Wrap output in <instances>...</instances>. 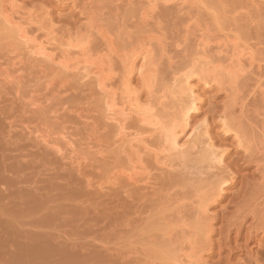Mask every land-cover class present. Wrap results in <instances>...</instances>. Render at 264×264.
<instances>
[{
    "label": "rangeland",
    "instance_id": "1",
    "mask_svg": "<svg viewBox=\"0 0 264 264\" xmlns=\"http://www.w3.org/2000/svg\"><path fill=\"white\" fill-rule=\"evenodd\" d=\"M73 1L19 0L25 17L28 11L36 15L26 26L27 42L0 21V264H181L183 250L194 253L201 243L194 227L203 219L197 213L199 198L220 169L215 161L201 159L203 136L193 133L186 153L164 151L158 131L133 115L129 132L150 136L152 145L135 154L139 148L131 149L129 142L136 136L117 139L120 132L107 116L105 93L94 74L83 77L84 62L66 70L31 52L33 44L50 39L47 48L60 59L80 57L75 49L67 51L66 34L73 28L85 34L88 8L104 23L105 35L116 40L120 54L135 37L164 40L166 51L157 48L160 65L149 101L167 130L179 120L184 98L175 80L191 70V61L203 59L202 33L210 35L207 60L215 65L219 60L217 76L231 66L233 51L252 46L258 58L244 59V75L231 79L226 74L223 86L198 82L201 104L192 123L198 127L208 121L210 135L225 149V164L236 175L211 208L216 230L210 254L203 251L208 264H264V0H157L154 8L150 0ZM146 13L149 26L143 22ZM49 23L54 37L48 34ZM104 38L94 32L85 39L93 55L108 47ZM113 59L117 72L109 89L120 91V98L123 67L117 55ZM223 113L240 122L237 128L249 148L221 130ZM131 166L145 171L134 182L128 177ZM191 242L199 245L192 249ZM170 250L172 257L166 253Z\"/></svg>",
    "mask_w": 264,
    "mask_h": 264
},
{
    "label": "bare ground",
    "instance_id": "2",
    "mask_svg": "<svg viewBox=\"0 0 264 264\" xmlns=\"http://www.w3.org/2000/svg\"><path fill=\"white\" fill-rule=\"evenodd\" d=\"M76 1L74 0L73 3ZM86 1H88V0H86ZM150 1H155V3L153 5H151V8L153 6L155 7L157 4V2H156L157 0H150ZM75 4H77V3H75ZM83 5H85V4H83ZM22 9L23 8L20 5L19 0H0V18L2 19V20L0 19V21H3L2 24L5 23L7 26H9V29L12 30V33H16L15 35H18V37L21 40H24L27 42V41H30V39L28 37L29 31H28V28L26 26L29 24L31 25L34 22L36 15H33L34 14L33 12L28 11V12H24L25 15L27 14L25 17L21 11ZM88 10L91 11L89 8H88ZM151 10H154V9H151ZM89 11L86 12V15L87 14L88 15H87V20L85 21L86 23L84 26V29L86 30L85 34L82 33V32H84V30H81L80 27H79L80 28L79 30H73L74 28L70 29L69 33L66 34L68 36V38H67L68 42L67 43L70 46L69 48H67V51L70 52L71 50L75 49L77 52H79L80 57L75 58V59H71L68 57V55H66L67 58L64 57L63 59H60L61 56H59L56 53L53 54L52 49H51V51L48 50V49H50V48H47L48 42L50 44L52 43L50 41V39L47 40L48 41V42H46L47 44L44 42L33 44L32 47H34L35 49H33L31 52L34 53L38 57L42 56L40 58H42L44 60L46 58L50 62L56 63L62 69H66V70L67 69L68 70L69 69H76L77 68L76 65L80 64L81 61L84 62L86 64V67L88 68V70L84 71L83 77L86 78L85 76L88 77L89 74H91V73L94 74V79H95L97 88H99L101 91H103V93H105L104 95L106 96V105H107L106 111L108 114H110L107 116L110 120H114V123L116 122V128L120 132V135L118 134L119 138H117V139L118 140L120 138H121V140L126 139L127 136H130V135L136 136L135 139H132L129 142L130 146L133 147L131 149H135L134 146H138L137 148H139V150L137 149V151L134 152L135 154L136 153L141 154L142 151L144 152V150L150 151V148H152L150 139L148 138L150 136L147 135L148 137H145L146 135L144 133H139V132L132 133L133 131L129 132L130 129L132 128L131 124L133 122L132 121L130 123L129 121H131V119H133V117H135V116H136V119L138 120L137 121L138 123L148 125L151 128V131H158V135L160 134L161 139L163 138L162 140L165 142L164 144H162V145H165V147H166V148H164L165 149L164 151H166L167 148H170V150L175 149L178 153L180 152V150H181V153H182V151H184L186 153V151H188V148H187L188 144L191 143L190 138L192 137V134L196 133V134H200L201 136H203L202 137V138H204L203 143L205 142V144L202 143L203 144L202 148H204V150L202 151L203 154L201 155V159L207 158L208 161H211V160L215 161V163L220 167V169H218L219 172L215 173V179L214 180L212 179L213 181H211V184L209 183L210 185L208 186V188H207V186L205 187V189L207 188L206 192L202 193L203 195L201 196V198H199L200 203L198 204L199 206L197 208L198 218L200 219V217H201L204 220L202 219L201 220L202 222L199 221L200 226H196V223H195L194 227H196L195 231H200V232H198L199 235L201 233V235L199 236V237H201V240H200L201 243L199 245L198 242L197 243L191 242V244L193 245L192 246L190 244L192 249L195 247V245H197V246L199 245L197 248L196 247L194 248V251L195 250L196 251L194 253H191L192 254L191 255V254L187 253V251L189 249L186 251V250H183L184 249L183 248L182 250L185 251L186 253L185 254L182 253L184 256L181 255L182 257H180V255H179L178 258H179V261L181 262V264H184V263L185 264H208V262L206 260L207 258L203 254V251L207 250L206 252H208L210 254V251L214 247L212 234H213L214 230H216L215 225H214L215 216L212 215L211 208L214 204L218 203L219 200L224 197L225 192L228 191L227 190L228 187L232 184L233 180H235L234 179L235 173H233L234 171H231L229 169L228 165L225 164V162H224L225 161V158H224L225 149H222V147L220 145H217V143L214 141V139L210 135V128H209L210 126L208 124V121L204 120V122L201 124V126H198V127H197V125H196V127L193 126L192 121H193L194 114L200 110V104H201V95L199 92L198 82L202 81L205 84V86L206 85L210 86L212 83L213 84L217 83L219 86H223L224 82H225V81H223V79H224V76L227 77L226 74L228 76H230L231 79L232 78L235 79L236 76L241 77V75H244L241 73H243L245 71L244 59L246 57L248 59L250 58L249 60L252 59L251 61H253V60L255 61L256 58H258V57L255 58L254 53L251 52L252 46L250 48L245 46L246 48H249V49H245L244 46L241 44L243 46L244 50L243 49L242 50L237 49L239 53L238 52L235 53L233 51V58L231 55V58H232L231 61L232 62H230L231 66L228 64L230 67L227 66L226 68H224L222 70L223 71L222 75H219V76H223V77H219V76H217L216 72L213 73L214 70L218 69V67H219V65H218L219 60H218L217 65H215L214 61L211 62L212 61L211 59L207 60V55H208L207 53L209 50V47L207 48V46L210 45V43L208 44L207 43L208 41L206 42L205 40H206V38L208 40V36H210V35L208 34L207 37H204L205 35H202L203 33L202 34L200 33L201 37L199 36L200 39L198 38L199 39L198 44L201 47H199V46L198 47H199V51L203 50V52H202L203 59L197 58L198 60H193V64L191 61L190 62L191 64L189 66L190 67L189 69H191V70H189L187 67V70H189V72L183 74L182 75L183 77L182 76L180 77L181 79L177 78L178 80L177 79H176L177 81L175 80V83L177 82L176 84L178 87H180V90H179V88H177L176 85L174 87L177 88L176 90H179V93L182 91V93L184 95L182 93H181V95L184 96V98H182V101L178 99L179 101H181V103L178 100H176L177 105H178V103H180L178 105L179 117L178 118L176 117V119H179L178 120L179 122L175 119L176 123L175 122L172 123V125H174V126L171 129L169 127V130H167L166 127H164L165 124L163 123V121H161L159 118H157L158 116H156V113L153 112L154 107L152 105H150V102H152V101H149L151 99L150 95H152L151 93H153V90H152L153 86H155L153 84V82L155 81V78L157 77V74L159 71V65H160L157 63L158 62L157 55L159 53L157 48H159V46H161V44L163 43L164 40H162L161 38L157 39L156 36H154V35H151V36L146 35V37L141 36V39H140V36L138 37V39H135L136 37L133 36V38L135 37L134 38L135 41L133 39H131V41H129L130 43L125 41V42H127L128 47L126 49H124V51H125L124 53L120 54L118 52H121V51H117L120 49H118V47H117V49L114 47L116 40L111 39L110 36L105 35L106 31L103 30V26H105L104 23H102L100 25L99 21H98L99 18L96 17V14L94 13L95 15H93L92 14L93 12L89 13ZM150 12L152 13L153 11H150ZM46 14L48 15V18H49V15H50L49 11L46 12ZM146 14L147 15L144 17L145 19L149 15V13H146ZM115 15L119 16V14H115ZM50 17H52V15ZM118 20H119V18H118ZM146 20L143 22H145V23L148 22V20L147 21ZM122 22H124V21H122ZM116 23L119 24V22H116ZM149 24L150 23L148 22L145 25L149 26ZM49 25H51V27L49 28L48 34L52 33L53 34L52 36L54 37L55 36V34H54L55 29L53 28L52 23H49ZM119 25H121V24H119ZM123 26H124V24H123ZM117 27H120V26H117ZM199 29H200V27H199ZM94 32L100 34V36H103V38L104 37L106 38V39L105 38L104 39H105L106 45L108 44V47L106 49L104 48V53L100 51L103 49L98 50L101 53H98L96 55H93V52L91 53V48L89 47V43L85 39H88L90 34H93ZM128 37H130V35L127 34V37H125V38H128ZM202 37L204 40L202 39ZM129 39H126V40H129ZM34 40H32V41H34ZM119 40H117V41H119ZM121 41H120V43H121ZM196 42H197V40H196ZM226 42H223L221 44L219 41L220 44H218V45H222L224 47H227L229 45H227ZM122 43H124V42H122ZM223 44H226L227 46H225ZM157 45H158V47H157ZM202 45H204V46H202ZM242 46H241V48H242ZM161 47L162 48L160 50L166 51V46L164 44ZM234 48H236V47H233V50H234ZM257 48H258V46H257ZM162 51L160 53H163ZM219 52H220V50L218 51V53ZM164 53L166 54V52H164ZM223 53H220V55ZM225 53H227V52H225ZM114 55H117L119 57V59H120L119 61L121 62L120 64H122V67H123V73H122L121 78H120L121 81L119 80L120 85L122 86V87H120L121 88L120 90H122L121 91L122 94H121L120 98L116 97L117 93H120V91L117 92V90L114 88L109 89V87L113 86V83H114L113 80H114V78H116L115 72H117V71H115L116 70L115 66H114L115 63L113 62L114 61V59H113ZM202 55L200 54V56H198V57H202ZM216 55H218V54H216ZM210 56L211 55H209L208 58ZM226 56H227V54H226ZM260 56H261V54H260ZM260 56H259V58H260ZM170 58H169V60H170ZM217 58H219V57H217ZM226 59H229V58H226ZM245 61H247V60H245ZM251 61L249 63H251ZM210 63L211 64L214 63L215 66L212 65L213 70L211 72H209V71L207 72L206 67L209 68V66L211 65ZM218 71H219V69H218ZM148 73H150V74H148ZM117 77H119V76H117ZM135 77H137L136 79H139V80H137V82L135 81ZM237 79H238V77H237ZM195 80H197V83L195 82ZM145 92H146V94L148 93V95H145ZM176 93H178V92H176ZM144 95L146 97H144ZM147 96H149V97H147ZM175 97H176V95H175ZM175 97H173V98L175 99ZM119 104L122 106L118 107ZM174 105H175V103H174ZM175 109H177V108H175ZM133 115H135V116H133ZM221 115L222 116H218V117H220L219 120H221L220 121L221 122L220 126L222 127L221 130H223L224 132H227V134L228 133L234 134V136L237 137L236 139H238V138L240 139V140H237L238 143L242 142V140H245V139H241L243 136V133L241 134L242 131L238 130L240 126H238V128H237V125L240 122L238 121L239 123H237V125H236L237 120H235L234 117L230 118L229 115L226 113H223ZM235 125H236V127H235ZM142 134H144L145 136L144 135L142 136ZM198 139H200V138H198ZM125 141H128V140H125ZM134 141L136 142V144L133 143ZM244 142H242V143L244 144ZM239 144H241V143H239ZM121 145H123V144H121ZM204 145H206V146L204 147ZM190 146H191V144H190ZM244 146L247 147L245 144H244ZM247 148H249V147H247ZM244 149H246V148H244ZM247 151H248V149H247ZM144 153H146V152H144ZM156 154H158V153L156 152ZM156 156H158V155H156ZM263 156H264V154H263ZM97 157H100V155L99 156L97 155ZM132 157H133V155H132ZM139 158L141 159V157H139ZM155 158H156V160L158 159L157 157H155ZM128 161H130V158L128 159ZM159 161H161V160H159ZM140 162H141V160H140ZM131 164H132V162H131ZM162 164H164V163H162ZM212 165L214 166V164H212ZM127 168H130V170L133 171L128 176L132 179L131 181H133V182H134V180H137V177L140 174L145 173V171L143 172L144 168H142V167H141L142 169L140 168V171L132 170V168H133L132 166L127 167ZM134 168H135V165H134ZM136 168H137V165H136ZM213 168H215V167H213ZM121 173H120V175H118V174H115V175L111 174V175H114L113 177H116V178H117V175L119 177L120 176L123 177L124 175H121ZM129 173H130V171H129ZM142 179H143V177H142ZM114 180H115V178H114ZM183 217H181V218H183ZM183 220H184V218H183ZM183 224H184V222H183ZM253 225H255V224H253ZM262 225L263 224L261 223V225H259V226L263 227ZM197 227H199L198 230H197ZM255 227H256V225H255ZM257 229H259V228L257 227ZM262 229L264 230V228H262ZM263 233H264V231H263ZM182 244L183 243H181V246H183ZM185 249H187V247H185ZM170 252H171V250L166 252L168 254V256L171 255V254L169 255ZM173 252H174V250H173ZM206 252H205V254H207ZM170 257H172V256H170ZM178 258L176 257L177 260H178ZM171 260H173V259H171Z\"/></svg>",
    "mask_w": 264,
    "mask_h": 264
}]
</instances>
